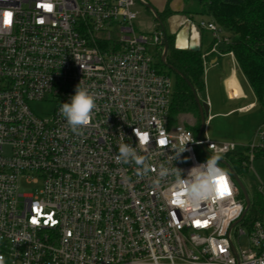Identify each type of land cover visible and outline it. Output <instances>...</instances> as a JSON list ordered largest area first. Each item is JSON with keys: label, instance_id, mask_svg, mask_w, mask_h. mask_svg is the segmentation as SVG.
Wrapping results in <instances>:
<instances>
[{"label": "built area", "instance_id": "2783aa9c", "mask_svg": "<svg viewBox=\"0 0 264 264\" xmlns=\"http://www.w3.org/2000/svg\"><path fill=\"white\" fill-rule=\"evenodd\" d=\"M138 3L147 2L0 0V8L13 11L10 22H0V255L6 264H264V184L262 215L249 227L252 202L244 216L246 201L228 162L238 146L211 140L205 128L198 137L200 131L174 125L173 80L162 69L165 26H155L160 53L153 54L148 36L134 26ZM47 4L51 11L40 6ZM175 23L176 37L184 27L190 40L194 29L200 41L202 30L212 34L204 62L223 56L220 47L230 43L212 18ZM79 83L97 107L90 126L76 135L59 108ZM34 103L51 111L39 115ZM135 128L148 133V144L138 143ZM182 137L192 141L174 159L172 147ZM255 138L246 148L250 162L264 153V131ZM120 143L172 174L154 189L155 172L139 175L134 163L117 162ZM211 155L222 157L230 195L217 191L198 207L185 206L175 189L176 168L186 178ZM21 186L36 190L22 193Z\"/></svg>", "mask_w": 264, "mask_h": 264}, {"label": "rangeland", "instance_id": "374dc122", "mask_svg": "<svg viewBox=\"0 0 264 264\" xmlns=\"http://www.w3.org/2000/svg\"><path fill=\"white\" fill-rule=\"evenodd\" d=\"M151 1L152 3L150 5L153 9L156 12L159 11L156 2L154 4V0ZM162 1L166 3V1ZM182 4H184L182 11L191 14L196 23L209 20V17L204 14L203 6L199 0H184V2L182 0H178V2L174 0L172 2L173 7L177 6L181 8ZM137 9L140 11V16L134 22L135 29L137 32L148 36L150 40V45L148 46L149 51L153 54H156V52L159 54V47L154 45L155 26L158 24V20L155 14L142 4L138 3ZM179 12L182 13L181 11ZM174 19H176V17L172 15L162 22L169 34H171L169 23L171 24L174 22ZM182 32H184V30L176 37V47L179 40L181 43L180 34ZM222 32L227 38H233V34L227 30L222 29ZM201 35V45L203 43V51L207 53L210 45L213 44V37L212 34L206 30H202ZM221 49H219L220 52H222ZM216 58L218 60L215 61L214 64L211 63V60H216ZM207 61L208 62H204L205 87L202 92L198 93L199 100L203 107L209 103L208 110H205L204 135H207L211 140L217 143L230 142L237 144L238 149L236 154L239 156L235 158L228 156V162L235 169L237 177L247 190L251 202L255 203V200L260 197L258 195V188L260 184H264V157L256 154L255 160L250 162L246 148L254 142L257 143L255 135L260 130L264 131V107L257 101L250 84L242 74L238 62L232 55L223 54V56L218 57L217 54H213ZM162 69L171 76L173 80V90H175L177 81L176 75L166 66H163ZM229 79H231L230 86L235 87L236 84L237 94H243L241 97L232 95L228 90L227 84ZM251 103L255 104L254 107L244 111L240 110ZM32 108L39 115H45L47 112L51 111V106L46 103H34ZM173 123L179 128L188 125L194 127L197 124V117L192 114H183L174 118ZM188 130L195 135L197 134L196 131L191 129ZM237 158H241L240 163ZM239 164H243V166L247 168L242 170L239 168ZM35 190L34 187L21 186L22 193H33ZM249 219V215L247 214L245 221ZM245 241L246 238L241 239L242 246L245 245Z\"/></svg>", "mask_w": 264, "mask_h": 264}, {"label": "trees", "instance_id": "16d2710c", "mask_svg": "<svg viewBox=\"0 0 264 264\" xmlns=\"http://www.w3.org/2000/svg\"><path fill=\"white\" fill-rule=\"evenodd\" d=\"M203 6V12L209 18L216 21L221 29H225L233 38L230 43L220 47L222 54L233 53L240 70L250 84L257 101L264 107V0H199ZM174 15L169 3L165 10L158 13L163 22ZM176 36L171 35L165 29L164 43L168 44L166 55V67L177 77L174 90L170 117L174 118L183 114H192L197 117L196 126H185L199 132L202 126V118L195 100L193 88L197 94L205 87L203 43L199 52L189 49L182 50L176 47ZM213 44L210 45V49ZM207 51V52H208ZM214 58V56H213ZM175 124V123H174ZM232 157L237 154L229 155ZM263 156L264 153L258 154ZM239 159V160H238ZM241 158H237L240 163ZM244 170L247 167L239 164ZM248 224L261 217L262 203L260 197L251 204L248 212Z\"/></svg>", "mask_w": 264, "mask_h": 264}, {"label": "clouds", "instance_id": "9594fccd", "mask_svg": "<svg viewBox=\"0 0 264 264\" xmlns=\"http://www.w3.org/2000/svg\"><path fill=\"white\" fill-rule=\"evenodd\" d=\"M12 14V7L0 8V22H5ZM96 107L94 95L87 88L81 87L79 83L69 102L61 104L59 115L65 119L74 134L80 135L82 130L92 123ZM133 133L138 138L139 144L149 143L148 133H142L138 128L133 129ZM190 141L192 140L189 137H182L179 145L172 147L175 150L174 159L186 151L185 146ZM118 149L117 162L134 163L139 175L148 176L152 172L156 173V178L152 180L154 189H159L162 181L172 174V170L164 164H161L158 170L154 169L148 163L147 157L140 155L137 149L129 143H120ZM221 159L220 155H211L205 162L191 168L186 178H182L181 171L176 168L175 189L183 193L185 206L198 207L201 202L217 194L218 188L223 186L222 182L218 183L221 178L228 181V172L220 167ZM0 264H6L5 257L2 255H0Z\"/></svg>", "mask_w": 264, "mask_h": 264}, {"label": "water", "instance_id": "95a60500", "mask_svg": "<svg viewBox=\"0 0 264 264\" xmlns=\"http://www.w3.org/2000/svg\"><path fill=\"white\" fill-rule=\"evenodd\" d=\"M145 7H147L148 9H150L155 14L157 20L159 22H161L160 18L158 17V12H156L150 4L145 3ZM168 48L169 47H168V44L166 42L165 43L164 59L166 58V55H167V52H168ZM189 50H191L193 52H199L201 50V45L200 44L195 45V44H192L191 43L189 45ZM193 92H194L195 100H196V103L198 105V108H199V111H200V114H201V118H202V126H201V130L199 132V135H198V137H200L201 134L203 133L204 128H205V110H208V106L206 104L203 107L201 105L200 100H199L198 94H197V92H196V90L194 88H193ZM220 162H222V160ZM233 176H234L237 184L239 185V187H240V189H241V191H242V193L244 195L245 201H246V210H245V213H244V216H245V214L247 213V211H248V209L250 207V198H249V195H248L247 190L245 189V187L243 186V184L241 183V181L239 180V178L237 177V175L233 173Z\"/></svg>", "mask_w": 264, "mask_h": 264}, {"label": "crops", "instance_id": "0c3cea01", "mask_svg": "<svg viewBox=\"0 0 264 264\" xmlns=\"http://www.w3.org/2000/svg\"><path fill=\"white\" fill-rule=\"evenodd\" d=\"M148 4H151L152 3V1L150 0H145ZM164 1H166V3L164 2L163 3V1L162 0H154V4H155V2H156V4H157V6L159 7V11H157L158 13H161V12H163L164 10H165V8L167 7V4L169 3V7H170V9H171V11H173L174 12V17H176V19H174V22H173V24L175 23V21H178L179 19H187V18H189V19H191V20H193L194 21V17L193 16H191V14H188V12H185V11H182L183 10V8H184V4H182V7L181 8H179V7H173L172 6V2L174 1V0H164ZM176 2H178V0H175ZM183 2H184V0H182ZM186 1V0H185ZM188 1V0H187ZM171 6H172V8H171ZM185 10V9H184ZM179 11H181L182 13H180ZM183 12H185V13H183ZM195 22V21H194ZM177 28V23H175L174 25H171L170 26V32H173L174 30H178V29H176ZM184 30V32L180 35L181 36V43H180V45L183 47V46H186V44H187V42H186V35H185V32H186V34H187V31H188V28L187 27H184L183 29H182V31ZM183 36V37H182ZM185 36V37H184ZM229 55H231V54H229ZM234 57V56H233ZM214 62H215V60H211V63H213L214 64ZM238 82L240 83V81L238 80ZM243 95V94H242ZM241 97V96H240ZM254 103H251L250 105H248V106H245V107H243V108H241L240 110H242V111H244L245 109H250V108H252V107H254Z\"/></svg>", "mask_w": 264, "mask_h": 264}, {"label": "bare ground", "instance_id": "6f19581e", "mask_svg": "<svg viewBox=\"0 0 264 264\" xmlns=\"http://www.w3.org/2000/svg\"><path fill=\"white\" fill-rule=\"evenodd\" d=\"M183 33V32H182ZM181 33V34H182ZM180 34V35H181ZM185 35H186V42H187V44H186V46H181V45H179V43H180V40H179V42L177 43V47L179 48V49H182V50H186L188 47H189V45L192 43V44H195V45H197V44H201V41H200V35H199V33L197 32V30H195L194 29V32H193V34H192V39L190 40V39H188L187 38V34H186V32H185ZM183 37V36H182ZM185 37V36H184ZM229 82H228V84H227V82H226V84H227V87H228V90L231 92V94L232 95H234V96H238V97H240V96H242V95H239V94H237V86H236V84H235V87H233V86H230V84H231V79H229L228 80Z\"/></svg>", "mask_w": 264, "mask_h": 264}, {"label": "snow or ice", "instance_id": "6c2138e0", "mask_svg": "<svg viewBox=\"0 0 264 264\" xmlns=\"http://www.w3.org/2000/svg\"><path fill=\"white\" fill-rule=\"evenodd\" d=\"M42 8L48 10V11H51V8L52 6L50 4H47V5H40ZM11 20V15H9L8 19L5 21L6 23L10 22ZM161 144H164L166 143V141L164 140H161L160 141ZM223 184L222 187L218 188V194L223 196V195H230V190L228 189V186H227V181L224 180L223 178H221V181H218V183H221ZM35 223V221H33Z\"/></svg>", "mask_w": 264, "mask_h": 264}]
</instances>
